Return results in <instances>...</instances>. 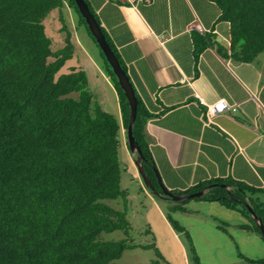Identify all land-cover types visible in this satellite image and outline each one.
<instances>
[{
  "label": "trees",
  "instance_id": "16d2710c",
  "mask_svg": "<svg viewBox=\"0 0 264 264\" xmlns=\"http://www.w3.org/2000/svg\"><path fill=\"white\" fill-rule=\"evenodd\" d=\"M211 1L230 23V57L253 62L264 51V0ZM66 5L80 15L96 41L76 0H0V264H119L116 261L126 250L138 247L157 253V259L146 264H171L156 242L135 244L127 210L107 202L128 195L121 184L119 150L122 129L127 133L129 125L130 105L114 71L122 122L97 101L85 70L73 67L60 73L75 55L76 45L72 33L62 26L65 45L57 48L45 19ZM102 31L127 71L104 27ZM195 41L200 50L212 45L198 34ZM151 117L138 96L133 134L146 172L161 191L146 130ZM216 182L228 184L232 196L219 185L191 199L220 200L240 209L251 220L241 227L255 230L264 240L242 203L248 201L264 224V189L217 178L174 192L192 193ZM191 199L178 202L170 211ZM168 219L177 231H186L170 213ZM116 230H123L126 238H102V233ZM192 251L195 264H200L193 246Z\"/></svg>",
  "mask_w": 264,
  "mask_h": 264
},
{
  "label": "crops",
  "instance_id": "0c3cea01",
  "mask_svg": "<svg viewBox=\"0 0 264 264\" xmlns=\"http://www.w3.org/2000/svg\"><path fill=\"white\" fill-rule=\"evenodd\" d=\"M88 1L152 114L146 130L165 186L171 191L187 190L208 180L233 178L264 189V51L253 62L230 57V23L211 0ZM197 34L212 45L198 49ZM219 46L229 57L220 53ZM78 68L89 75L80 63ZM219 99L237 110L228 109L206 124V103ZM140 185L139 191L148 195ZM151 199L154 216L150 212L147 216L168 261L174 262L169 254L178 250L183 264L190 263L182 234L209 264L264 260V240L255 230L241 227L251 220L240 209L220 200L191 199L170 211L178 204ZM169 213H175L178 222L173 219L186 231L171 230ZM220 220L229 222L232 230L218 225ZM209 228L216 231L208 232ZM192 230L203 240V251ZM164 233L175 243L162 242L159 234ZM205 246L215 252L202 255Z\"/></svg>",
  "mask_w": 264,
  "mask_h": 264
},
{
  "label": "rangeland",
  "instance_id": "374dc122",
  "mask_svg": "<svg viewBox=\"0 0 264 264\" xmlns=\"http://www.w3.org/2000/svg\"><path fill=\"white\" fill-rule=\"evenodd\" d=\"M60 12L62 14V19H60ZM45 25L47 33L51 37H53L55 41V46L57 48L65 45L66 32L61 31L62 26H65L66 30L72 33L73 42H76L78 44V49L76 50L75 58L68 60L60 71V73H67L71 70V68L78 67V63H80L89 72V88L93 92L97 101L101 103L107 111L114 113L121 121L122 112L119 103V96L116 90V82L114 80L115 77H112L113 67L106 58L99 44L93 39V37L89 33L86 25L80 22V15L68 5H66L61 9V11H52L45 19ZM95 66H97L98 70L100 72L102 71V73L97 71ZM121 141L122 144L119 150V157L122 166L121 184L122 188L128 190V195L125 198L122 197L116 200H108L107 202L116 209L127 210L128 217L132 224L130 235L135 244L147 245L156 242V244L158 245V234L147 216L149 212L151 213V217L154 216L155 210L152 208L153 204L151 203V197L158 199L159 202H167L168 206H170L171 204H176L180 201H174L172 199L165 198L160 199V197L151 193L150 189L146 186L145 182L143 181V178L141 177L138 171L137 165L135 164L132 152L129 148L127 133L125 132V129H122ZM138 185L142 186L147 191V194L149 196L143 192H140ZM172 215L173 218L176 220L175 213H172ZM228 224L229 222H226V220H220L218 222V225L224 227H228ZM228 229L232 230V228L229 227ZM171 230L174 233H179L175 228L173 229V227H171ZM212 230L216 231V229L214 228H212ZM212 230L209 228L208 232ZM190 233L192 235V238L196 237L198 249H200V251H203V246H201L204 245L203 240H198L194 230L190 231ZM159 235H161L160 239L162 242L172 244L173 241V243H175V240L170 235L166 233ZM126 236L127 235L123 230L102 233V238L110 241L124 239L126 238ZM211 237L212 235L210 236V238ZM180 239L179 240L181 242H185V244L187 245L189 251V264H195V254H192V248L189 242L186 240L185 235L182 234ZM159 246L160 244L157 247L162 253V250ZM204 250L205 252H202V255H204L205 253H208L210 255L215 252L212 251L210 246H205ZM172 253L173 254L169 255L174 259V262L169 261V263L183 264L184 260L181 257L180 252L176 250ZM197 257L199 259L200 264H209L207 260H204L203 258L201 259L199 256ZM204 258L207 257L204 256ZM154 259H157V253L155 249L138 247L126 250L123 253L122 257L116 262L119 264H146Z\"/></svg>",
  "mask_w": 264,
  "mask_h": 264
},
{
  "label": "water",
  "instance_id": "95a60500",
  "mask_svg": "<svg viewBox=\"0 0 264 264\" xmlns=\"http://www.w3.org/2000/svg\"><path fill=\"white\" fill-rule=\"evenodd\" d=\"M76 3L84 16L87 25L89 26L90 30L93 33V36L95 37L97 43L103 50L106 58L110 62V64L113 67V71L116 74L118 81L123 88L125 95L129 101L130 105V116H129V125L127 129V137H128V144L129 148L134 155V161L135 164L137 165L138 171L143 178V181L145 182L146 186L150 189V191L160 197V198H165V199H172L174 201H184L188 200L194 197H201L203 196L206 191L212 187L216 186H222L226 189L229 190L230 195L232 196L233 191L231 187L228 184L225 183H212L207 185L206 187L192 192V193H187V194H177L174 191H171L168 187L165 186L161 174L158 170L157 167L154 168L158 183L160 185L161 191L158 190L152 181L150 180L146 169L143 164V154L141 147L137 140L135 139V136L133 134V126L137 118V113H138V95L136 92V88L128 74V72L124 69L122 66L120 60L118 59L116 52L114 51L112 45L106 38L104 32L102 31V27L100 23L98 22L96 15L94 14L93 10L89 6L88 2L86 0H76ZM242 203L249 209V212L254 219L255 223L260 227L262 235L264 236V224L262 223V219L259 215H257L253 208L250 206L248 201H242Z\"/></svg>",
  "mask_w": 264,
  "mask_h": 264
},
{
  "label": "built area",
  "instance_id": "2783aa9c",
  "mask_svg": "<svg viewBox=\"0 0 264 264\" xmlns=\"http://www.w3.org/2000/svg\"><path fill=\"white\" fill-rule=\"evenodd\" d=\"M207 109L205 111V115H206V124H209L213 121V118L228 110V109H232L234 111L237 110V106L236 105H229L227 103V101L225 99H219L216 102L213 103H206Z\"/></svg>",
  "mask_w": 264,
  "mask_h": 264
}]
</instances>
